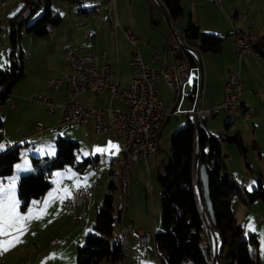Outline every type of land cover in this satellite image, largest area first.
I'll return each instance as SVG.
<instances>
[{
  "label": "crops",
  "instance_id": "obj_1",
  "mask_svg": "<svg viewBox=\"0 0 264 264\" xmlns=\"http://www.w3.org/2000/svg\"><path fill=\"white\" fill-rule=\"evenodd\" d=\"M103 1L108 4L107 1ZM160 1L166 7L170 15L172 27L167 23L163 11L155 0H116L118 26H115V15L109 8V5L108 8H106V5H104V7L102 6L107 10V14L105 15L103 12L101 13L99 9L102 5H99V2L94 0H76L74 2L82 6L77 14L78 22L59 28V26L64 23V19L62 24L53 27L50 31L52 36L55 37L54 40L58 46L54 43L49 46L45 45V43H40L41 45L39 48L44 46L50 48L49 51L55 61L54 69L57 71L55 74L57 77H62L69 72L70 68L66 65L65 60V50L70 49L78 55L97 53L96 63L99 65H110L114 80L118 79L123 86H126V84L131 83L133 78V69L130 66V61L135 53H138L143 62L151 69L163 70L169 66H173L175 63L185 60L190 61V68H199L197 59H194L192 62V59L187 54L189 51L183 49L175 38L176 33L180 37V40L188 45L185 38V29L190 23L197 24L199 29L204 33L216 34L221 37V47L216 52H203L197 46L190 45V47L199 51L202 64V77L200 72V80L196 79L190 69L192 81L186 85L184 89L185 92H183L184 95L181 97L175 113L165 120L162 130L170 121H173V130L176 127L179 128L181 125H185L189 118H192L195 121V108L197 100L199 99L198 95L201 85V109L206 110L214 108L216 105L220 104L224 99L225 82L227 81L229 74L232 71H238L243 81L244 91L241 99V107L238 109L239 115L234 117L233 115L229 116L226 115V113H220L221 109H219L216 110V112L206 121H201V126H204L206 123L207 126L204 127L208 134L210 133L213 137H217L214 136V131L216 129H222V132L226 135L233 134L231 132V126L233 125L234 120L243 116L244 127L242 131H237L234 134L239 133L247 147V158L250 167H247L244 160L241 157L240 158L243 160L248 172L254 175L256 184L243 170L241 176H238L239 174L237 170L231 175L236 177L239 181L240 177L249 178L250 184L245 185L241 182L247 192H251L257 187L258 175H260L259 180H261L262 187L264 188V57L260 55L258 48H255V53L253 55L239 61L235 41L236 33L240 31L246 32L252 29L255 37L258 39L264 34V0H224L223 5L220 7L216 4H212V2L209 3L208 0H181L183 15L178 18H173L164 1ZM27 10H29V7L22 11V16L27 14ZM241 10L247 12L246 19H242L240 14ZM110 11L114 16V20L112 19ZM15 13V9H11L10 16L6 17V15H3L0 17V27L7 29L8 33V25L10 24L9 18L13 17ZM228 13L232 16H228L230 15ZM239 20H241L240 23L243 22L240 25L237 24ZM124 30L132 33L137 38L136 45L131 44L126 37ZM20 49L21 52H23L22 48ZM29 54L30 56L36 57L37 54L35 48H33L32 53ZM155 55H157L156 59L154 58ZM43 58L44 57H41V59ZM60 61H62V66ZM49 81L48 86L50 89H45V96H47L53 103H56L52 108V114L44 112V108L49 109L47 106L41 103L30 105L25 98L19 96L14 97L10 92L11 102L16 105V109H14V113L12 114L17 115L22 111L24 113L25 109L31 108L38 113L41 112L43 119L38 117L39 121H48L50 116H54L56 108H59L57 105L67 99V92L64 87L61 89L64 82L58 87H55L49 85ZM156 89L158 100L166 107H171L175 98L164 78L158 80L156 83ZM86 92H94L91 94L92 97H94V95L97 97H99L98 95H106L104 98H100L99 103L101 100H104L108 94V91L96 92L94 90H89ZM86 92H82L81 94ZM91 101L86 102V104L100 107L98 104L94 105L89 103ZM115 101H117L118 104H114ZM3 107H5V111L10 105L9 103H3L0 106V145L3 146L2 150H0V154L4 152L6 148L17 142H19L17 144L21 145V140L23 141V139L24 142H27L30 136L33 135L31 134L27 137L22 134L23 138H20V134H18V136L15 134L14 137H10L9 131L4 128L5 121L2 112ZM108 107L119 112L129 111V107L118 98L109 99ZM244 109L249 111V117L244 116ZM61 114L59 117L60 119ZM213 121L217 122V124L211 125V122ZM51 124L56 125L54 124V121H52ZM66 126L77 128L73 139H76V142L78 143L81 141L83 148L86 150V152H84L82 149L80 155L76 157L74 164H72L76 170L85 172L86 170L90 171L91 169H95L91 166L92 160H94L98 163V169H96V172L98 173L96 174L99 175L102 163L105 166L109 165L110 171H113L111 166L116 165V161L120 157V150L117 152L115 149H112L110 152H105L103 154L96 152L95 150L97 148H107L109 143L119 146V140L122 139L121 137L116 136L112 132L96 136L95 122L92 119H87L82 124L75 123ZM50 128H44L46 130L43 135L38 137L42 139L47 131V134H54L55 131H51ZM21 132L24 133V131ZM34 135L36 136V134ZM158 153L152 158H155L156 160ZM149 161L150 160H148L147 163L140 162L138 165L132 167L131 177L133 176L132 173H141L144 178V176H146L143 172L144 169H146L147 175H149L151 172ZM252 163L258 164V171H255V167ZM15 168L13 175L1 179L0 182L6 187L10 181L15 179L17 197V183L20 176L34 170V167H21L19 171L17 170V167ZM226 168L228 167L225 166V169ZM56 182V178L54 177L51 182V188H49L43 196L37 200L38 204L36 205L34 212L40 215V218L28 222L27 229L22 236V243L7 252L0 253V264H65V259L70 258L72 255V244L69 237H64V232H66V230L62 231V228H60L59 232L55 233V231L61 226L60 220L65 216V211H62L63 208L60 206V200L64 201L69 196L71 190L69 192L60 190V188L56 187ZM94 186L96 189V185ZM251 188H253V190H250ZM119 192L121 193L120 188ZM50 193L52 194L51 198L49 196ZM238 201H241L244 206H246L243 213L244 218L242 219V223L245 221L246 217L247 219L252 218V215L254 217L255 213H259L264 209L262 205L257 204V202L261 200L247 204L244 200L236 198L233 200L232 205L235 209L237 220L240 219V216L237 213V211L239 212V206L236 208L235 204ZM261 202L263 203L264 201ZM27 213L28 212H22V214ZM79 213H81V211H79ZM85 216L86 214L84 213L80 214L78 217H81L82 219L85 218ZM119 216L118 220H121L122 214ZM65 217L67 218V216ZM149 228L150 225L147 222L139 224V230L141 232H144L145 229ZM85 230L84 227H80L71 235H76L78 243H82V241L86 239L88 233H90L89 230ZM250 235L256 237L255 234L250 233L248 236ZM118 236L123 239L120 231ZM131 238L137 241L136 238ZM52 241H57L55 248L49 247ZM150 248L152 250L155 249V241L153 245L150 242ZM252 256L255 259L256 257L259 258L256 251L252 253Z\"/></svg>",
  "mask_w": 264,
  "mask_h": 264
},
{
  "label": "trees",
  "instance_id": "obj_2",
  "mask_svg": "<svg viewBox=\"0 0 264 264\" xmlns=\"http://www.w3.org/2000/svg\"><path fill=\"white\" fill-rule=\"evenodd\" d=\"M55 0H40L38 3L26 0L25 10L9 18V36L12 48L9 61L0 68V106L10 94L12 87L23 76L22 52L18 47L20 30L36 36H45L53 27L63 23L64 17L53 9ZM74 2L76 0H58ZM173 18L183 15L181 0H163ZM44 4V12L30 25L33 10L37 5ZM185 38L190 46H197L203 52H216L221 47L222 38L216 34L204 33L195 23L185 29ZM255 48L264 57V34L257 39ZM188 56L193 58L189 53ZM245 110V109H244ZM1 127V125H0ZM196 125L192 118L177 130L170 140V158L165 161L158 172V183L162 189L161 204L163 211L162 229L155 233L154 241L159 264H213L212 243L206 222L202 214L195 186L194 159L196 154ZM224 142L235 144L240 157L247 167V147L239 133L224 134L221 139L209 134L204 126L199 133V164H205L210 177V199L214 212L215 225L219 233L221 247L218 264H258L252 256L251 247L258 240L254 235L245 237L239 225L232 202L234 197L244 200L247 204L257 200L264 201V188L258 175V185L251 191H245L243 184L233 175L226 174L223 147ZM56 155L46 160V164L34 157V170L20 176L17 183L18 197L23 210H26L34 199H39L51 187V176L55 170L74 164L79 143L60 137L56 140ZM20 144L8 147L0 154V180L13 175L15 165L20 160ZM110 189H116L112 182ZM244 195V196H243ZM118 220L115 214L114 196L107 193L97 212L93 226L83 245L78 246L76 264H100L103 260L113 264L123 262L124 244L121 237L113 232V225Z\"/></svg>",
  "mask_w": 264,
  "mask_h": 264
},
{
  "label": "rangeland",
  "instance_id": "obj_3",
  "mask_svg": "<svg viewBox=\"0 0 264 264\" xmlns=\"http://www.w3.org/2000/svg\"><path fill=\"white\" fill-rule=\"evenodd\" d=\"M5 1L6 7L1 8L0 6V17L3 15H6V17L10 16V10L15 9L16 13L18 14L26 4V0H0L1 3ZM31 2L38 3L40 0H30ZM96 2H99L100 11L103 12L105 15L107 14V10H105L103 7L106 5V8H108V4L105 3L103 0H94ZM157 3V2H156ZM211 3V2H209ZM214 4V3H212ZM103 6V7H102ZM52 7L54 10L59 12L61 14L65 21L61 27H66V25H71V23L78 22L77 14L79 12V9L82 7L81 5H78L76 2H67V1H53ZM243 10L240 11V14ZM44 12V4L37 5V7L34 9L33 15L30 18V21L27 23V25H30L36 18H38L40 15H42ZM111 15L112 12L110 11ZM14 14V15H15ZM230 14V13H228ZM228 16H232L231 14ZM112 19L114 20V16L112 15ZM241 20L237 22V24L240 23ZM55 37L52 36V33H49L45 36H36L32 33H28L26 31V26H23L20 30V37L18 39V47L22 48V62H23V76L15 82L14 86L12 87L11 95L12 96H19L22 98H25L30 105H35V103H41V102H34L32 103L33 99L36 97H43L45 96V89L50 87L48 86L49 80H59L64 78L66 75L71 73V69H69V72L64 74L62 77H57L56 70L54 69L55 61L54 58L51 55V52L49 51L50 48L44 46L42 48L40 47V43H45V45L49 46L51 44L57 45L55 43ZM58 46V45H57ZM12 48V41L11 38L7 32V29H3L0 27V64H3L5 61L8 63L9 61V53ZM35 48L36 57L30 56L29 53H32V49ZM34 54V53H33ZM41 57H44L41 59ZM244 60V59H243ZM6 63V64H7ZM5 64V65H6ZM60 64L62 66V61H60ZM191 71L193 73V76L200 80V70L198 67H192ZM232 72H238V71H232ZM230 75V74H229ZM240 75V74H239ZM241 77V76H240ZM229 78V77H228ZM133 79V78H132ZM228 81V79H227ZM225 82V89L226 91V83ZM132 82V81H131ZM129 84H126L128 86ZM125 86V85H124ZM63 87L66 89V84L63 83L61 86V89ZM55 89V88H53ZM52 90V89H51ZM86 92V91H85ZM185 92V91H184ZM94 93V92H93ZM90 92H86L81 94L80 96L76 97V101L80 103H85L91 100L89 103H92L94 105H99L101 109H105L109 105V99H112V96L110 97L111 93L108 91L107 97L104 100H101L99 103L100 98H104L106 95H94L92 97ZM110 93V94H109ZM42 94V95H39ZM10 95V94H9ZM67 98V97H66ZM97 101V102H96ZM223 101V100H222ZM69 102L68 98L64 101L59 103L57 105L59 108H56L55 115L50 116L48 118V121H39L38 117L42 118L41 112L38 113L31 108L25 109L24 113L23 111L17 115L12 114L14 113L10 107L7 108V110L4 111L5 107H3V118H4V128L5 130L9 131L10 137H14L15 134L18 136L20 134V138H23L24 134L25 136H29L31 134H35V128L37 125L42 126L43 128H50L52 126H57L59 124V117L62 112V108ZM42 104V103H41ZM56 105V103H54ZM114 104H118L117 101L114 102ZM44 105V104H43ZM21 108V107H19ZM36 108V107H34ZM213 109V108H210ZM207 110V109H206ZM44 112L48 113V109L44 108ZM220 113H226V115L234 117L235 113L227 112L223 109H221ZM49 114V113H48ZM239 115V114H238ZM2 118V119H3ZM18 118V119H17ZM210 118V117H209ZM174 119V118H173ZM235 119V118H232ZM56 120V123H55ZM52 121H54V124L52 125ZM173 121H170L167 123V125L163 128L161 133L162 138V144L161 149L156 157L153 159H150L149 164L151 168V172L149 175H147L146 169L143 170L144 174L146 176L139 174H133L131 177V185H130V202L126 207H123V197L121 193L119 192V174L118 169L116 165H112V172L110 171L109 165H104L103 163L100 166V173L99 175L93 172L91 169L90 171L80 172L76 170L74 165L70 164L67 165L65 168H61L58 170H55L51 176V182L52 179L56 178V187L60 188L62 191H70L69 196L62 202L60 200V206L63 208L62 211H65V216H63L60 220L61 226L56 229L55 233L59 232L60 228H62V231L66 230L64 232V237H69V240L72 244V255L70 258L65 259V264H76L77 260V250L79 245H83L85 243V240L82 241V243H78L76 235L72 236L71 234L76 231L80 227H84L86 229L85 231L93 232V226L96 220L97 212L99 211L104 197L107 193H112L114 196V206H115V214L118 217L122 214L121 220H117L115 224L113 225V230L115 237L119 235L122 232V227L131 228L133 230L140 231L139 230V224H143L144 222L149 223L150 228L145 229V233L147 232L151 236V243L154 244L153 237L155 235H152L153 232H158L162 229V220H163V211H162V204H161V196H162V189L159 186L158 183V172L162 168V165L165 161H167L170 158V140L172 135L174 134L175 130L178 129L176 127L174 130L172 129ZM187 123V122H186ZM217 124V122H211V125ZM183 126V125H181ZM204 126H207L206 123ZM244 127V117L240 116L239 118L234 120L233 125L231 126V132L234 134L237 131H242ZM77 128L65 126L62 129L56 130L51 134H47L48 131L45 133V136L41 139L38 136H30L29 140L27 142H24L21 140V146L19 148L20 150V160L16 163L15 167L18 165L21 167L26 168L34 167L33 158L38 157L40 158L39 162L42 164H46L47 159L53 158L57 153V143L56 140H58L60 137L74 140L73 136ZM21 131H24L22 133ZM217 138L221 139L224 135V132H222V129H216L214 131ZM210 139L213 138V136L209 133ZM76 141V139L74 140ZM81 141H79L80 143ZM19 143V142H17ZM15 143V144H17ZM42 143V144H41ZM15 144L11 145L10 147L14 146ZM82 144V142H81ZM76 153V157L80 155L82 149L84 152L86 150L83 148V144L81 145ZM223 147V154L225 155L224 158V164L228 168L224 170L226 174H232L233 172H238V176L242 175V170L245 171V173L250 177L253 182L256 184L255 177L252 173L248 172V169L245 167V164L243 160L239 156V152L237 150V147L235 144L224 142L222 144ZM227 148V149H226ZM229 148V149H228ZM7 148L5 149V151ZM252 165L255 167V171H258V164L252 163ZM92 166V165H91ZM93 168V167H92ZM16 169V168H15ZM18 170V169H17ZM26 171V170H25ZM131 174V173H130ZM100 177V178H99ZM248 177H240V182L244 183L245 185L250 184ZM101 179V181H100ZM146 180H148L150 188H146ZM133 181V182H132ZM114 182L116 184V189H110V184ZM88 183V184H87ZM92 185H96V189L91 193L90 198L80 205L78 208H76L72 213L65 209L64 202L69 199L72 195V191L75 188H80L85 186V188H90ZM75 187V188H74ZM51 188V187H50ZM250 190H253L251 188ZM17 199H19L17 195ZM38 199H34L26 210H23L20 203V211L21 213L28 212L29 209H33L35 211L36 205ZM20 201V200H19ZM263 201V200H261ZM258 201V205H262L264 207V202ZM63 204V205H62ZM236 208L239 206V212L237 211L238 215L240 216L239 225L243 228L244 236L247 237L250 233L255 234L256 238L258 240L257 244L254 247H251V252L254 251L257 252V255L259 258L256 257L258 261H260V264H264V209L263 211H260L259 213H255V216L252 218L245 219L242 223V219L244 218V209H246V206L241 201H238L235 203ZM123 207V208H122ZM122 208V209H121ZM121 209V210H120ZM81 211V213H79ZM86 214L85 218L78 217L80 214ZM84 216V215H82ZM237 217V216H236ZM120 225H122L120 227ZM249 225H251V229L249 228ZM154 229V230H153ZM89 234V233H88ZM219 234V233H218ZM122 241L124 244V253L125 257L123 262L120 264H159L158 262V255L157 257L154 254V251L151 249L147 255V257H140L138 256V244L136 240L132 239L133 237L130 234H122ZM220 237V236H219ZM135 238V237H133ZM57 241H52L49 245L50 248L52 247V243ZM57 245V244H56ZM157 252V251H156ZM260 259V260H259ZM100 264H113L112 261L103 260ZM259 264V262H258Z\"/></svg>",
  "mask_w": 264,
  "mask_h": 264
},
{
  "label": "built area",
  "instance_id": "obj_4",
  "mask_svg": "<svg viewBox=\"0 0 264 264\" xmlns=\"http://www.w3.org/2000/svg\"><path fill=\"white\" fill-rule=\"evenodd\" d=\"M109 8L115 15V26H118L116 0H105ZM219 7L224 0H208ZM1 8L6 6V2L1 3ZM27 10L26 13H28ZM25 13V14H26ZM242 19L247 18V12H241ZM10 31V24L8 25ZM126 37L131 44L136 45L137 38L127 30H124ZM176 40L180 38L175 36ZM178 38V39H177ZM255 37L252 29L246 32L236 33V48L239 61L250 57L255 53L253 47ZM180 40L178 41L179 44ZM198 50H191L189 54L196 59ZM157 58V55L154 57ZM66 65L71 69V73L59 80H50L49 85L58 87L62 82L66 84L67 98L69 102L62 108L59 124L50 128L51 131L62 129L66 125L75 123L82 124L87 119L95 122V134L99 136L103 133L112 132L121 137L119 140L120 157L116 161L117 169L123 174V207L130 202L131 169L140 162L147 163L161 149V130L165 120L171 115L172 108L178 98L184 94V89L192 81L190 75V61L185 60L175 63L163 70L149 68L138 53H135L130 61L133 69V79L128 86H123L118 79L114 80L110 65H99L96 63L97 53L78 55L74 51L65 50ZM160 78H164L169 88L174 94V102L171 107H166L157 98L156 83ZM94 90L96 92L109 91L112 99L118 98L128 107V112H119L111 107L101 109L88 104L76 101V97L85 91ZM243 81L238 72H231L226 83V91L223 101L213 109L198 111L200 121H206L216 110L223 109L227 112L234 111L238 115L243 96ZM5 103H9L11 109H16V105L11 102L10 95L5 98ZM41 102L47 106L48 113L52 114L55 104L47 97H36L32 103ZM244 116L249 117L248 110H243ZM42 126L35 128L36 136H42L44 131ZM96 173V168L94 169ZM149 181L146 180V188L149 189ZM93 191L90 188L80 187L72 191V195L64 202L65 209L71 213L88 200V193ZM122 207V208H123ZM121 208V209H122ZM122 218V216H121ZM122 225H120L121 227ZM122 234H130L139 242L138 256L144 258L148 255L151 235L131 228L122 227ZM152 235H155L153 232ZM52 243V247L56 246ZM157 257L156 247L153 250Z\"/></svg>",
  "mask_w": 264,
  "mask_h": 264
},
{
  "label": "snow or ice",
  "instance_id": "obj_5",
  "mask_svg": "<svg viewBox=\"0 0 264 264\" xmlns=\"http://www.w3.org/2000/svg\"><path fill=\"white\" fill-rule=\"evenodd\" d=\"M7 62L0 64L3 68ZM3 146L0 145V150ZM112 149L119 151V146L109 143L107 148H97L95 151L101 154L110 152ZM19 171L20 166H17ZM16 181L13 179L5 187L0 182V253L7 252L18 244L22 243V236L25 233L28 222L33 219H39L40 215L33 209H29L27 214L20 211V201L16 197ZM50 198L52 194H49ZM251 225L249 228L251 229Z\"/></svg>",
  "mask_w": 264,
  "mask_h": 264
},
{
  "label": "water",
  "instance_id": "obj_6",
  "mask_svg": "<svg viewBox=\"0 0 264 264\" xmlns=\"http://www.w3.org/2000/svg\"><path fill=\"white\" fill-rule=\"evenodd\" d=\"M155 2H157L161 10L163 11L166 17L167 23L170 25V27H172L171 18H170V15L166 7L163 5V3H161L160 0H155ZM175 36L177 37L178 35L175 33ZM179 40L180 38L178 39V41ZM179 45L187 51L195 50L192 47L188 46L186 43H184L182 40H180ZM196 59H197L199 70L201 72V77H202V64H201L200 55L198 52H196ZM201 94H202V85L199 89V95H198L199 99L197 100L196 108H195V125H196V136H197L196 154H195V159H194L195 186H196V190H197V194L199 198L200 208L204 216L207 230L211 238L213 264H218L221 240H220L218 232L213 228V226L210 223V220H211L212 224L215 225L214 212H213L212 203L210 199V189H209L210 177H209L207 166L205 164H202V165L199 164V150H200L199 133H200L201 121L199 119L198 111L201 109V106H200L201 105ZM180 99L181 98H178L176 100L172 108L171 115L175 113V110L179 104ZM208 214L210 215V220H209Z\"/></svg>",
  "mask_w": 264,
  "mask_h": 264
},
{
  "label": "bare ground",
  "instance_id": "obj_7",
  "mask_svg": "<svg viewBox=\"0 0 264 264\" xmlns=\"http://www.w3.org/2000/svg\"><path fill=\"white\" fill-rule=\"evenodd\" d=\"M257 44V39H253V47H255ZM253 55V54H251ZM92 166L96 169H98V163L94 160H92ZM118 173H119V178H120V191L122 193V188H123V174L118 170ZM95 189V186H93V190ZM90 195L91 193H88V199L90 198ZM237 197H234V200L236 199Z\"/></svg>",
  "mask_w": 264,
  "mask_h": 264
}]
</instances>
